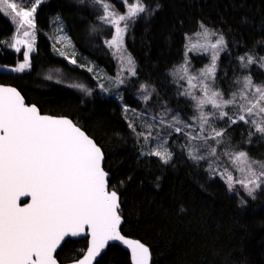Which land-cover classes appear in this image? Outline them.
<instances>
[{
  "label": "trees",
  "instance_id": "1",
  "mask_svg": "<svg viewBox=\"0 0 264 264\" xmlns=\"http://www.w3.org/2000/svg\"><path fill=\"white\" fill-rule=\"evenodd\" d=\"M144 2L150 11L157 4L159 9L131 22L124 36L125 49L135 62V75L129 77L122 98L131 109L166 104L183 115L190 111L186 99L178 95L171 71L183 61L186 34L195 33L201 23L225 38L217 83L226 95L232 91V81L243 73L238 58L245 53L264 55V0ZM111 3L124 12L120 0ZM96 7L91 0L41 3L34 17L36 47L30 57L31 69L18 75L0 72V84L15 87L41 113L70 118L101 147L109 186L120 197L121 233L149 248L150 264H264V191L254 200L230 194L219 177L210 176L202 164L186 156L177 135H171L168 141L172 154L169 163L141 156L121 107L96 93L87 72L53 54L44 33L50 28L51 18L57 16L79 55L107 73H115L113 53L104 45L114 29L100 23L97 17L102 12ZM14 29L10 19L0 14V65L11 67L22 60L20 53L9 48ZM206 61L204 56H190L196 67ZM250 73L254 81L262 80L264 74L255 65ZM56 76L63 79L55 80ZM72 84H83L91 95L79 93L69 86ZM141 85L153 91L147 105L137 103L135 98ZM225 127L226 122L220 128ZM248 131L243 123L232 125L225 144L261 160L264 139L258 134L247 143ZM84 246L83 241H67L56 257L60 263L71 261L80 256ZM95 264L131 262L127 252L110 245Z\"/></svg>",
  "mask_w": 264,
  "mask_h": 264
},
{
  "label": "snow or ice",
  "instance_id": "2",
  "mask_svg": "<svg viewBox=\"0 0 264 264\" xmlns=\"http://www.w3.org/2000/svg\"><path fill=\"white\" fill-rule=\"evenodd\" d=\"M41 2L33 0L32 6L28 7L23 0H0V14L8 17L15 26L16 34L9 46L17 53L22 47L26 49L23 62L12 68L13 72L20 73L31 66L30 53L34 51L36 27L34 17ZM78 2L84 3V0ZM120 2L125 6L124 12L116 9L111 0H91L98 6L95 10L102 12L97 17L100 23L114 29L112 38L105 43L114 50V56H119L121 72L126 63L128 71L135 75L134 60L130 54L125 55L124 35L129 22L134 23L142 14L154 13L159 4L150 11L144 0ZM199 27L201 31L195 33L199 39L185 45L184 64L171 73L180 80L186 78L188 87L178 95L193 101L195 114L190 118L192 123L183 121L178 113L170 121L162 114L155 124L145 122L147 132L137 133L138 138L142 136L146 143L150 139L160 141L157 148L142 151L141 155L157 156L165 164L172 155L163 148L167 139L161 141L159 131L153 136V129L158 125L168 128L181 125L174 131L188 137V155L194 161L206 159L209 155L219 160L217 147L225 144L228 128L240 122L249 129L247 143H251L257 134L264 139V82L256 83L249 72L236 77L232 81L236 88L226 95L217 83V61L220 52L226 49L225 38L203 23ZM212 36L218 37L215 42L209 39ZM185 39L189 40L187 34ZM194 50L204 54L211 50L210 63L199 70L198 75L190 74L187 67L188 52ZM238 59L241 68L258 65L264 69V57L257 59L251 53H245ZM69 62L76 63L74 59ZM117 80L123 82L119 75ZM69 86L91 95V90L83 84ZM101 88L106 90L103 85ZM141 91H145L144 85H141ZM149 98L150 94L144 96L145 101ZM208 108L210 110L206 111ZM217 120H224L227 127L218 128ZM129 127L135 131L131 123ZM192 141L201 142L195 146L196 151L205 146L207 153L194 155ZM208 141L215 144L209 145ZM223 155L237 170L245 173L243 179H236L225 168L220 175L228 190L234 191L235 184L239 183L248 197L256 199L257 193L264 191V161L253 159L242 150L225 148ZM103 160L101 147L76 123L64 117L42 115L35 105H26L15 88L0 86V264H57L53 253L62 242H67V238L84 235L85 226L91 237L89 246L83 258L74 264H92L106 245L115 241L130 249L132 264H149V248L121 234L120 197L109 186V174L102 167ZM212 163L209 168L216 173ZM21 197H30V202L22 201ZM244 203L241 200V204Z\"/></svg>",
  "mask_w": 264,
  "mask_h": 264
},
{
  "label": "rangeland",
  "instance_id": "3",
  "mask_svg": "<svg viewBox=\"0 0 264 264\" xmlns=\"http://www.w3.org/2000/svg\"><path fill=\"white\" fill-rule=\"evenodd\" d=\"M45 1L46 0H42L41 3L45 2ZM32 2H33V0H23V3L26 6H28V7L32 6ZM58 18L59 17H57V16H54V17L51 18V20H50V28H49V30L47 32L44 33L45 36L47 37V39L50 42L53 54L56 55L57 57L61 58V59L66 60L67 62H69L70 60L74 59L76 61V63H70V62L69 63L71 65H74V66L77 65L76 67H78L79 69H82L85 72H87V74L91 77V80H92V83H93V85L95 87L96 93H98L99 96L113 99L121 107V111H122V113L124 115V119L127 122L128 126L131 123L133 125V127L135 128V131H133L132 133H133V136L136 138L137 144L139 146L140 155H141L142 151L147 152L149 149L157 148V146H158V144L160 142L157 139H150L146 143L142 136L138 138V136H137L138 132H141V131L147 132V129L145 127V122H147L148 124H155V123H157V121L159 120L160 115H162V114L164 115L165 120L170 121L171 117L178 113L180 118L183 121H185L188 124L192 123L190 118L195 114L194 113V108H193V101L188 99V98H186V97H184V96H182V97L184 99H186L187 105H188L189 110H190L189 112H185L184 115L180 114L178 111H176L174 109L167 108L166 104L158 105L157 107H155V105L152 106V107L149 106L150 108H142L140 110L131 109L127 105H125L123 103V100H122L123 93H124V91L126 89H128L127 88V84L129 82V77L131 78V77L134 76L128 71V66L126 65V63L123 65L124 71L121 72V67H122L121 60H120L119 56H114L113 55L114 59H115V62H116V71H115L114 74L111 75V74L107 73V71H105L102 67L95 65L93 63V61H91L90 59H88L86 57H82L81 55H79L77 50L74 48V45H73L72 41L70 40V38H69V36H68L64 26H63L62 21L60 19H58ZM130 23L131 22H129V24ZM210 30H212V29H210ZM198 31H201V29L199 28L196 32H198ZM34 32H35L34 51L30 53V57L35 53V47H36V29L34 30ZM195 33L187 35L189 37V40L185 39V45H186V43L196 42L199 39V38H197L195 36ZM15 34H16V32H15V29H14V34H13V36L11 38V42L10 43L13 42V37H14ZM20 34L22 35V31H21ZM111 38L112 37H110V39ZM217 38H218L217 36H212L209 39L212 42H215V40ZM105 41H104V45L107 46ZM200 42H202V40ZM9 48L15 52V50L12 49L10 46H9ZM124 48H125V45H124ZM25 50L26 49H24L22 47L21 52H20V54L22 55V60L20 62H18V63L23 62V51H25ZM110 50L113 53L114 50L113 49H110ZM210 51L211 50H209L208 54H204L202 51H199V50H194V51H189L188 52L189 64L187 65V67L189 68V73L190 74L198 75L199 74V70H201L202 68L205 67V65L210 63ZM185 52H186V48H185ZM185 52H184L183 61L179 65L184 64ZM221 53H222V51L220 52V54ZM127 54H129V53L126 50L125 55H127ZM191 55L204 56L207 59V61L204 62L200 67H196L193 63L190 62V56ZM219 57H220V55H219ZM260 57H264V55L257 56L256 58L259 59ZM79 58H80V60L78 61L77 59H79ZM219 59L217 61V71H218ZM18 63L15 64L14 66H11V67L10 66L0 65V72L13 73V74L18 75V74H21L23 72H27V71H29L31 69V66H30L29 68L25 69L23 72H20V73L11 71V69L16 67L18 65ZM239 64H240V61H239ZM30 65H31V59H30ZM179 65L174 67L172 69L171 73ZM255 66L260 71H262L264 73V69H261L258 65H255ZM252 67H253V65L250 68H252ZM89 68H91L92 71H88ZM250 68H241V70L243 72L242 76L243 75H247L250 72ZM118 75H119V79L123 81L122 83H118V80H117ZM239 77H241V76H239ZM54 79L61 81L63 78H62V76H56ZM172 79H173V81L175 82V84L177 86L178 93L183 91L185 88L188 87L187 82H186V78H185V80H180L178 78V76L177 77L173 76ZM255 82L256 83L264 82V74H263L262 80L255 81ZM101 85H103L104 89H106V90H102ZM94 87H93V89H94ZM235 88H236V85L233 84L232 91ZM77 90H78L79 93L82 94L81 90H79L78 88H77ZM152 93H153V91H152V89L150 87H145V91H141V88H140L135 94V98H136L137 103H140V104H143V105H147L148 101L151 100V99L149 98L147 101H145L144 100V96L148 95V94H150V96H151ZM125 109H127V111H125ZM166 109L168 110L167 112L165 111ZM205 110L209 111L210 108L205 109ZM153 117H155V120L152 119ZM224 122H225L224 120H217L215 123H216L217 127L220 128L221 125ZM240 123H242V122H240ZM176 127H182V126L181 125H173L172 128H168V127H165L164 125H158L156 128L153 129V136H155L156 132L159 131L160 140L162 141L165 138L167 139V143L163 144V148L164 149H167L170 152L169 146H168L169 138L171 137V135L172 136L177 135V138L180 139L181 146H184L183 148L185 150L186 156L191 161H193L195 163H198V164H202L204 166V169L209 173L210 176L219 177L221 179L220 173H223L224 169L227 168L228 171L233 175L234 178L243 179L245 173H242L239 170H237V168L234 165L230 164L229 160L223 155L225 148H228L230 151H241L242 149H240V148H238V149L237 148H232V147L227 146L226 144H224L223 146L217 147V152L219 154V160H217L216 157H212V156L209 155V156H207L206 159H201L199 161H194L188 155V152H189V147H188L189 140H188V137H186L183 133L174 131V128H176ZM129 128H131L133 130L132 127H129ZM184 131L187 132V131H190V129H184ZM173 139H176V138L174 137ZM208 144L209 145H214L215 142L214 141H208ZM197 145H201V142L200 141H192V146H193L192 150H193V154L194 155H202V154H206L207 153L208 149L205 146L199 147V151H196L195 146H197ZM242 151H244V150H242ZM141 156H149V155L145 154V155H141ZM154 157H157V156H154ZM250 157H252V156H250ZM157 158L160 159L159 157H157ZM253 159H255V158H253ZM255 160H258V159H255ZM260 161H264V158L261 159ZM210 162H213L212 163V168L216 169V173H213L211 171V169L209 168ZM221 180L225 183V181L223 179H221ZM229 193L238 195L239 197H241L240 196L241 194H243V196L244 195L247 196L246 193H245V190L241 187V185L239 183L235 184V190L231 191V192L229 191Z\"/></svg>",
  "mask_w": 264,
  "mask_h": 264
},
{
  "label": "water",
  "instance_id": "4",
  "mask_svg": "<svg viewBox=\"0 0 264 264\" xmlns=\"http://www.w3.org/2000/svg\"><path fill=\"white\" fill-rule=\"evenodd\" d=\"M0 86H9V87H13V86H11V85H4V84H0ZM13 88H15V87H13ZM16 89V88H15ZM17 90V89H16ZM18 91V90H17ZM21 94V93H20ZM22 96V95H21ZM23 97V96H22ZM24 98V97H23ZM24 101H25V99H24ZM25 104L26 105H29V106H31V105H34V104H32V103H27L26 101H25ZM36 106V105H35ZM37 107V106H36ZM38 108V107H37ZM38 110H39V108H38ZM40 111V110H39ZM41 113V112H40ZM42 115H48V116H51V117H64V118H68V117H65V116H58V115H50V114H45V113H41ZM68 119H70V118H68ZM71 120V119H70ZM71 121H73V120H71ZM74 122V121H73ZM75 123V122H74ZM81 128V127H80ZM82 129V128H81ZM84 131V130H83ZM85 132V131H84ZM86 133V132H85ZM87 134V133H86ZM88 135V134H87ZM89 136V135H88ZM90 137V136H89ZM90 138H92V137H90ZM93 139V138H92ZM104 161V160H103ZM102 167H103V162H102ZM109 175H108V177H107V179H109ZM24 199H29V202H30V197H21V200H24ZM122 223H123V219H122V222H121V225H122ZM121 225H120V228H121ZM85 229H86V232H85V234L84 235H81V236H79V237H75V238H67V239H71V240H76V239H81V238H87V248H88V246H89V241H90V239H91V237H90V235H87V232H88V230H87V226H85ZM121 231V230H120ZM122 234V233H121ZM123 235V234H122ZM125 238H128V239H131V240H135V241H139V240H137V239H133V238H130V237H127V236H125V235H123ZM140 243H142L141 241H139ZM63 243V242H62ZM143 244V243H142ZM110 245H117L118 247H120L121 249H123L125 252H127L128 253V255H129V259H130V262H131V264H132V258H131V252H130V249H128L126 246H124L123 244H121L119 241H115V242H109L107 245H106V247L102 250V252H101V254H100V256H98L97 258H95L94 260H93V262H92V264H95L96 263V261L102 256V254H104L105 253V251L107 250V248L110 246ZM143 245H145V244H143ZM146 246V245H145ZM147 247V246H146ZM59 248V247H58ZM58 248H57V250H58ZM87 248H86V250H85V252L83 253V255L79 258V259H82L83 258V256L86 254V252H87ZM56 250V251H57ZM56 252H54L53 253V255L55 254ZM78 259V260H79ZM78 260H76V261H78ZM74 262L75 261H73V262H70V263H66V264H74ZM150 262H151V254H150V261H149V264H150ZM57 264H59L58 262H57Z\"/></svg>",
  "mask_w": 264,
  "mask_h": 264
},
{
  "label": "flooded vegetation",
  "instance_id": "5",
  "mask_svg": "<svg viewBox=\"0 0 264 264\" xmlns=\"http://www.w3.org/2000/svg\"><path fill=\"white\" fill-rule=\"evenodd\" d=\"M58 116H61V115H58ZM22 201L29 202V199H24V200H22ZM21 206H22V205H21ZM85 232H86V229H85ZM67 241H83V242L85 243V246H84V248L82 249V251H81V253H80V256L76 257L75 259H73V260H71V261H68V262H65V263H60L59 260H58L57 257H56V254H57L58 250L61 248V246L65 243V242H63V243L61 244V246L58 248V250L56 251V253L54 254V257L56 258V260H57V262H58L59 264H66V263H70V262H73V261L78 260V259L83 255V253L85 252V250H86V248H87V238H84V237H83V238H81V239H76V240L67 239Z\"/></svg>",
  "mask_w": 264,
  "mask_h": 264
}]
</instances>
